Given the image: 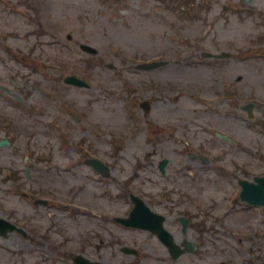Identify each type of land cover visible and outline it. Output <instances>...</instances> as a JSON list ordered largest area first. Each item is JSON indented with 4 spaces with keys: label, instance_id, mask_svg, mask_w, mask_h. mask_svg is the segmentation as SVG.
<instances>
[{
    "label": "rangeland",
    "instance_id": "rangeland-1",
    "mask_svg": "<svg viewBox=\"0 0 264 264\" xmlns=\"http://www.w3.org/2000/svg\"><path fill=\"white\" fill-rule=\"evenodd\" d=\"M230 4L238 12L225 13ZM222 52L229 58L204 57ZM155 61L166 63L137 66ZM69 75L89 87L64 84ZM0 87L9 92L0 89V140L11 143L0 148V211L38 233L30 245L0 241V264H37L40 253L53 264L43 248L64 231L70 248L112 235L139 248V264H264V208L233 202L237 180L264 172V0H0ZM93 158L105 177L87 165ZM25 191L52 202L34 207ZM130 194L168 199L193 219L182 234L170 217L176 240L203 228L207 243L171 260L146 236L92 216L124 213ZM213 231L239 232L243 244L216 235L212 244ZM99 254L132 259L111 245Z\"/></svg>",
    "mask_w": 264,
    "mask_h": 264
},
{
    "label": "flooded vegetation",
    "instance_id": "flooded-vegetation-1",
    "mask_svg": "<svg viewBox=\"0 0 264 264\" xmlns=\"http://www.w3.org/2000/svg\"><path fill=\"white\" fill-rule=\"evenodd\" d=\"M2 192V188H0V193ZM23 197L25 199H28L30 200L31 199V193L29 192H23L22 193ZM32 200V199H31ZM146 204L148 205H152L154 207V209H152L154 212L162 215L165 220H164V224L167 222V219L169 217H171V213L174 212V207H169L167 206L168 203L166 202V199H148L146 201ZM173 209V211H171ZM99 222L103 224H106L107 225V218L106 216L104 215L103 218L101 220H98ZM21 223L20 224V227L22 229V231L25 233L23 236L22 235H18V240L22 242V244H27V245H30V239H29V234H31L32 236H36L38 235V233H34L33 230H29V225L31 223L30 220H27V219H22L20 221ZM190 221L189 219H187V224H189ZM28 227V228H27ZM32 228H34V225H31ZM190 227H191V224H190ZM109 231H112L111 229H109ZM32 232V233H31ZM106 233H109L108 231H105ZM196 235L193 236V244H194V248L195 251L198 249V248H201L202 245L204 243H207V240L205 239V236L204 234L207 232L205 230H196ZM61 233H67V235H62L60 236V239L58 241H56L55 239H53L52 241H54V243L50 244V247H48V249H45L43 248L44 250H46V253L47 254H51L53 259H54V263L55 264H74L73 262V259H74V256L79 254V255H83L84 257H86L87 259H90L88 256H87V252H90L91 250V246H90V241L87 239V237L82 241L80 244H78L77 246H75L74 248H70L69 247V243H74V240H72V236L69 234L68 231H64V232H61ZM149 236H150V239L153 241V243L156 244V249L159 250V249H162L163 250V253L164 254H167V256L172 260V258L170 257V254H169V251L168 249L158 240V238L151 234V233H148ZM208 234H212L211 236H209L211 239H213L212 236H217L218 237H223V238H229V239H232L234 238V232L233 231H225L223 232L224 235H221V233H217L215 231L211 232V233H207ZM79 237V236H78ZM1 240V244L4 246V247H8L9 246V243L8 241L6 240V237L4 238H0ZM211 241V240H209ZM235 242V241H234ZM39 243V242H38ZM38 243H37V247H38ZM107 245H111V246H116L117 250H118V253L119 254H123V252H125V255H130L132 258L134 259H131V261L129 262V264H139L138 261H136V258L138 257V253H139V248H135V249H128L126 248L124 251L123 249V246H121L122 244H119V241L117 238H114L112 237V235H110V238L109 240H106ZM101 244H103L101 242ZM184 244V242L179 246V247H182V245ZM99 245H96V250L99 248ZM150 243L147 244V250H149L148 248L150 247ZM40 248H42V245L40 244L39 245ZM77 247V248H76ZM21 248L25 249L24 246H22ZM183 248V247H182ZM83 251V252H82ZM161 251V250H160ZM162 252V251H161ZM40 257L39 259L37 260V264H39V261H40V264L41 263H47L45 260H44V256L46 254L44 253H40ZM109 258H110V261L107 263L103 258H96L92 261L94 262H99V263H104V264H121V259H117V260H114L112 261V256L111 254L109 255ZM53 263V264H54Z\"/></svg>",
    "mask_w": 264,
    "mask_h": 264
},
{
    "label": "water",
    "instance_id": "water-1",
    "mask_svg": "<svg viewBox=\"0 0 264 264\" xmlns=\"http://www.w3.org/2000/svg\"><path fill=\"white\" fill-rule=\"evenodd\" d=\"M156 66L157 65H150V66H146L145 68L149 69V68H153ZM66 81L69 83L76 84V85H83L82 82H80L79 80H77L75 78H68ZM241 197H243L247 200H250L252 203L264 205V183L260 182L259 185L245 184V186L243 188V192L241 193ZM138 214H139V212L134 210L130 214L129 221H127V223L132 224V225H134V224L135 225H138V224L144 225L145 221L143 219H141V217ZM122 222H126V221H122ZM160 229L161 228L159 226V230Z\"/></svg>",
    "mask_w": 264,
    "mask_h": 264
}]
</instances>
